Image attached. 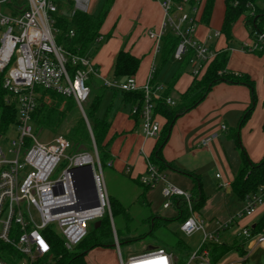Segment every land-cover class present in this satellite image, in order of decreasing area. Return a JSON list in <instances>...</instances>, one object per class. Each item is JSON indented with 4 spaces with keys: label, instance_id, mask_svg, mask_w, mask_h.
<instances>
[{
    "label": "built area",
    "instance_id": "obj_1",
    "mask_svg": "<svg viewBox=\"0 0 264 264\" xmlns=\"http://www.w3.org/2000/svg\"><path fill=\"white\" fill-rule=\"evenodd\" d=\"M4 1L11 6L8 13L0 10V74H4L3 86L10 101L15 100L18 120L16 136L9 141L12 159L6 157L0 142V264H43L52 254L53 237L60 238L68 249H72L88 234L89 221L100 220L106 214L112 218L101 160H94L84 150L72 151V143L63 135L45 142L34 133L33 114L42 98V90L73 98L85 114L84 104L92 92L90 80L98 76V70L93 57L73 54L58 44L61 30L57 22L58 16L67 10L89 12L91 0H69L68 5L59 0H23L16 5L12 0H0V5ZM71 1L76 3L74 9L69 7ZM161 5L165 12L162 28L159 32H148L155 40V51H159L162 35L171 28L180 37L175 58L182 60L192 50L190 67L194 78L198 77L217 54L193 37L199 6L191 5L190 0H161ZM74 35V30H70V36ZM219 35L220 32L215 33L216 37ZM98 40H103V36ZM263 47L264 30L256 32L241 49L255 52ZM103 85L121 92L143 91L142 107L134 104L131 114L141 119V130L146 138L160 135L162 126L155 113V100L160 97L163 85H153L152 77L139 84L134 76L121 81L103 79ZM44 99L50 102L48 96ZM166 103L175 105L176 101L167 97ZM226 128L222 125V129ZM214 138L215 135L204 137L199 146L208 147ZM88 161L93 167L99 203L94 208L86 207L95 200V193L84 173L78 186L76 171V167L84 166ZM60 166L62 169L57 174ZM108 166H113V161H109ZM123 172L129 175L131 167L125 166ZM216 177L221 178V175ZM139 181L149 188L159 182L164 184L162 194L168 199L164 208L172 206L174 197L185 198L190 215L179 223L178 230L188 236L201 233L202 240L197 249L182 252L186 255L184 264H247L253 251L264 245V229L253 231L256 223L240 226L235 236L230 235V242L221 239L234 224L239 225L244 218L252 217L264 204V184L258 191L246 195L241 210L210 228V223L194 209L190 191L169 182L149 158L147 174ZM219 187L229 190L232 182L222 180ZM114 241L119 264H180L174 251L160 246L124 258L115 230ZM234 242L235 247L230 252L218 261L213 260L211 245Z\"/></svg>",
    "mask_w": 264,
    "mask_h": 264
},
{
    "label": "trees",
    "instance_id": "obj_2",
    "mask_svg": "<svg viewBox=\"0 0 264 264\" xmlns=\"http://www.w3.org/2000/svg\"><path fill=\"white\" fill-rule=\"evenodd\" d=\"M115 0H105V3L98 14L83 12L76 10L66 11L58 16L57 26L61 32L57 37L58 44H62L73 54L87 55L94 57L100 50L105 39L99 41L101 36V28L111 10ZM204 3V4H202ZM191 5H197L202 8L200 21L204 24H209L213 14L215 0H190ZM226 11L221 28V33L225 35L228 43L234 40L233 27L235 23L242 19L245 27L249 32V37L253 38L255 33L264 30V0H225ZM74 30L75 35L70 36V30ZM180 41L171 28H168L162 35L159 47V53H162V65H164L170 57H173ZM260 55H264V47L261 50L255 51ZM194 52H190L183 57L180 70L174 75L172 81L167 84L166 90L155 100V113L158 116L164 117L167 122L164 131L152 153L149 156V161L155 165L160 171L167 167H174V164L164 160L162 150L166 145L170 130L175 121L184 113L191 110L202 102L213 86L219 82H234L244 83L248 85L253 94L251 104L246 108L240 119V126L244 125L253 114L256 106L255 83L249 76L237 74L230 71L228 66L229 52L228 50H220L212 59L204 74L200 77H195L192 85L183 93L175 105L166 103V98L171 97L173 85L179 78L181 72L187 67H190V59ZM160 65V66H162ZM140 66V59L130 52L121 50L115 60L114 75L123 80L129 76L136 74ZM160 69L156 68V72ZM4 74H0V133L6 134L17 123V106L15 100L10 101L8 91L3 86ZM94 77L91 78L90 84L92 92L89 100L84 105L85 115L88 122L79 112L76 107V102L73 98H67L53 91L42 90V98L38 104L36 111L33 114V122L37 127H48L59 129L66 122H70L63 132V136L72 143V151L82 150L83 147L91 149L96 143L99 158L102 166L107 165L111 159V154L108 151L106 137L110 128L108 115L104 117L98 116V110L102 104L105 90L108 88L103 84L96 89L94 86ZM152 84L157 85L158 79L156 76L152 78ZM125 99L142 107L144 101L143 91L123 92ZM48 96L50 102H46L44 97ZM239 126V128H240ZM239 128L235 132L236 141L241 150L242 162L232 181V189L238 200L242 201L247 194L258 191L264 184V156L255 162L247 154L244 147L241 146V138ZM162 132V130H161ZM194 181V186L190 191L192 196L193 207L197 211L205 206L207 198L203 189L202 179L195 172H186ZM142 191L139 194L138 200L144 202L147 192L151 189L144 186L139 180L136 181ZM112 218L106 214L102 219L92 225L86 237L74 248L68 249L60 238L52 239V254L48 256L43 264H88L87 255L89 252L98 247H114V230L119 238V231L116 230L114 218L122 216L126 224L129 225L132 221V215L118 198H110ZM174 208L178 211V217L181 221L189 217L190 211L184 197H174ZM173 221L164 218L157 214H151L148 218L150 230L146 233L134 236V238H126L125 241L145 239L153 236L155 231L160 228H170L174 234L170 242L162 244L150 245L149 248L156 246H170L178 252L188 251V246L183 239L178 237L172 230ZM264 229V214L254 225V232H261ZM235 247L233 244H215L211 245L210 249L214 261L220 260L224 255L230 252ZM4 258V257H3Z\"/></svg>",
    "mask_w": 264,
    "mask_h": 264
},
{
    "label": "crops",
    "instance_id": "obj_3",
    "mask_svg": "<svg viewBox=\"0 0 264 264\" xmlns=\"http://www.w3.org/2000/svg\"><path fill=\"white\" fill-rule=\"evenodd\" d=\"M225 11V0H215L211 21L209 24H204L200 21L201 8L197 15L198 23L193 37L213 51L228 50L230 57L227 68L233 73L249 76L255 83L256 91L259 84L264 86V55L241 49V46L250 40L249 32L242 19L238 20L233 27V36L235 38L238 34L242 41L241 46L232 45L235 39L228 43L225 35L221 33ZM164 21L165 12L161 0H115L100 31L105 41L93 57V63L98 70V76L94 77L95 88L98 89L103 84V79L123 80L114 75L115 60L121 50L130 52L140 59L139 69L133 75L139 84L146 83L153 76L157 77L158 84H166L172 80V78L169 80L163 78L164 69L156 72L160 53L155 51V40L148 34L150 30L159 32ZM216 32H220L217 37ZM173 57L175 59V56ZM177 61L179 62L178 59ZM168 70L170 73V68ZM175 70V67H172L173 74L178 72ZM194 79L192 69L183 70L174 83L170 96L178 102L179 97L187 91ZM107 91L110 92L107 93ZM119 93L121 96L118 97ZM106 98V111L101 117L108 115L110 121L106 144L111 154L109 161H113L111 168L115 173L127 176L136 182L142 175L147 174L148 158L162 136L167 120L158 116L162 132L157 138H146L141 130V119L131 114L134 104L125 99L124 93L107 88L103 100ZM252 99V90L244 83L222 81L215 84L202 102L175 121L170 130L169 139L162 150L164 160L173 163L174 167L161 169L160 172L165 177L169 170L174 174L186 176L190 181L188 191L192 190L194 181L186 172H195L202 179L206 195L203 173L209 161L204 157L211 156L221 170L216 175H221V178H218V188L222 190L219 183L222 180L232 182L242 162L241 153H238L237 146H234V140L237 143L235 132L240 124L236 130L233 125L240 123L241 116L251 104ZM255 112H257L256 106L251 118L240 126L239 135L242 134L245 145H248V156L257 162L264 151V124L262 127L264 114L255 117ZM222 125L227 128L222 129ZM208 135H215V138L208 147H200L199 142ZM125 166L131 167L129 175L123 172ZM229 190L233 191L232 188ZM224 191L226 199L228 190L224 189ZM259 209L253 220L254 223L264 214V204ZM235 212V210H229V217ZM228 218L211 220L213 228L216 222H224Z\"/></svg>",
    "mask_w": 264,
    "mask_h": 264
},
{
    "label": "rangeland",
    "instance_id": "obj_4",
    "mask_svg": "<svg viewBox=\"0 0 264 264\" xmlns=\"http://www.w3.org/2000/svg\"><path fill=\"white\" fill-rule=\"evenodd\" d=\"M59 1L65 5L69 4V0H59ZM22 2L23 0H12V4L14 5L22 3ZM104 3H105V0H91L89 12L92 14H98L101 11ZM10 6L11 4L4 1L0 5V10L3 13H8L9 12L8 8H10ZM69 7L74 9L76 7V3L74 1H71ZM236 36L237 37L234 38L235 40L232 45L241 46L242 41L239 39L238 34H236ZM208 64L209 63H207L206 66L204 67L202 73L200 74V77L204 74ZM156 65L158 69L160 70L164 69L163 78H166V80H169L171 78L173 79L174 74H175V73L173 74L174 71H172V67H175V69L179 71V68L182 66V61L179 60L178 62L176 58L174 59V57H170L167 60V62L164 65H162V53H160L158 56V61ZM169 68H170V73L168 70ZM186 70L190 71L191 69L188 67L186 68ZM171 81L172 80L168 81L166 84H161L163 85V87L160 90L161 91L160 94H162L166 90L167 84H169ZM109 92L110 91H107V93ZM255 92H256V97H257L256 98L257 99L256 100L257 112H255V117H259L260 114H264L263 113L264 112V106H263L264 86H261V84H259ZM119 96H121L120 93L118 94V97ZM106 102H107V98L103 100L98 110L99 117L105 114ZM76 107L77 109H79V112L84 117V114L80 110L77 102H76ZM69 123L70 122H66L64 125H62L57 130L48 128V127L39 128L34 123V133L36 134L38 139L48 142V141L53 140L58 135H63V132ZM263 124L264 123H262V127H263ZM238 125H239V122L233 125L234 130L238 128ZM15 136H16V125L12 127L6 134L0 133V142L4 148L6 157L8 159H12L14 157L11 153H9L8 148H10L11 146L9 141ZM240 136H241V146L244 147L247 152L248 145H245L244 139L242 138V134H240ZM234 143H233L234 146H237L238 153H241V150L238 144L235 142V140H234ZM249 148H251L250 145H249ZM83 150L89 152L93 156L94 160H97V158H99V151H98L96 143L92 145L91 149L86 150V148L83 147L82 150H77V151H83ZM260 156L261 157H259L258 161H260L263 158L264 151H262V155ZM204 158L205 160H208L209 162H207V166L203 173L204 174L203 182H204V187L206 191L207 202L202 209V216L206 220L207 223L211 224L210 228H213V223L211 222V220L218 219V218L226 219L229 217V210L231 211L235 210L237 212L243 208V204L236 198L232 190H228V192L226 193V199L224 198L225 191L224 189L221 190L218 188L219 179L216 177V173L221 172V170L218 167V164L216 163L215 159H213L211 156L204 157ZM61 169L62 167L60 166L58 168L57 174L61 171ZM103 172H104V178H105V183H106L107 191L109 194V198L111 197L118 198L126 207H128V210L130 211L132 218H133L129 225L126 224L122 216H117L114 218L115 228L117 231H119V238L122 239L120 242V249L122 251L124 258H127L128 255L143 253L150 249L149 248L150 245H156V244L163 245L166 242H170L174 236V234L170 231V228H160L159 230L155 231L153 236H149L148 238H145V239L125 241L126 238L127 239L134 238V236H138L140 234L148 232L150 230V223L148 222V218L153 213L160 215L164 218L174 220L173 226L181 222V220L179 219L175 220L178 217V211L176 208H174V206H171L170 208L163 207V204L168 199L165 198L162 194V191H163L162 182H159L156 186L151 188L147 192L146 199L144 200V202H140L138 200V197L142 191V187L137 182L130 180L129 177L127 176H122V175L115 173L112 170V168L107 165L103 166ZM166 178L169 182L175 184L176 186L178 185V187L182 188L185 191H188L190 189L189 188L190 181L184 175L174 174V172H171L169 170L168 172H166ZM258 212H256L252 217L244 218L241 222H239V225L234 224V226H232L230 230L227 231V233H224L221 236V239L223 241L230 242L231 241L230 235L235 236V234L240 231V226H244L246 224L253 225L254 223L253 220L256 218L255 216H257ZM98 221L99 220L89 221L88 228L91 229L92 225H94ZM175 234L184 240L186 245L189 247L188 251L197 249V247L200 245V242L202 240L201 233L188 236V235L183 234L180 230L177 229ZM165 248L168 251H174L179 256L180 264L185 263L186 255L185 256L182 255V252H178L175 249L171 248L170 246H165ZM117 251L118 250H117L116 245L114 247L95 248L89 252L87 256V262L88 264H118ZM247 264H264V245H259L255 249V251H253V253L250 256V261Z\"/></svg>",
    "mask_w": 264,
    "mask_h": 264
},
{
    "label": "water",
    "instance_id": "obj_5",
    "mask_svg": "<svg viewBox=\"0 0 264 264\" xmlns=\"http://www.w3.org/2000/svg\"><path fill=\"white\" fill-rule=\"evenodd\" d=\"M84 117H85L86 121L88 122L85 114H84ZM76 171H77V175L79 176V177L77 176V178L79 179L78 186L81 185L80 177H81V174L84 173L86 180H88L91 189L95 193V200L93 201V203L91 205L87 206L86 208L97 207L99 205L98 196H97V192H96V188H95V184H94L93 167H92L90 161H88L84 166L76 167ZM178 227H179V224H176L173 226L172 230L176 231L178 229Z\"/></svg>",
    "mask_w": 264,
    "mask_h": 264
}]
</instances>
